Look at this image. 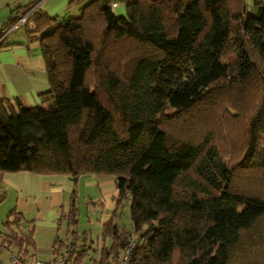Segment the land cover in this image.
I'll return each mask as SVG.
<instances>
[{"label": "trees", "instance_id": "1", "mask_svg": "<svg viewBox=\"0 0 264 264\" xmlns=\"http://www.w3.org/2000/svg\"><path fill=\"white\" fill-rule=\"evenodd\" d=\"M39 1L7 24L29 12L51 101L0 97V172L112 176L96 264L130 238L128 264H264V0H89L63 23ZM75 199L52 258L81 264Z\"/></svg>", "mask_w": 264, "mask_h": 264}, {"label": "crops", "instance_id": "2", "mask_svg": "<svg viewBox=\"0 0 264 264\" xmlns=\"http://www.w3.org/2000/svg\"><path fill=\"white\" fill-rule=\"evenodd\" d=\"M30 1L32 0H0V21L7 22L14 9L25 6ZM88 1L40 0L38 5L50 17L63 23L66 17L78 15ZM110 5L112 10L113 7L120 11L124 9L118 0H110ZM60 14L63 15L61 18ZM32 37L27 39L25 25L19 23L4 38L3 46H0V97L12 103L15 98H19L25 106L38 104L46 107L51 101V94L45 62L39 40ZM0 184L9 186L20 198L26 200L25 205L21 206L23 215L20 213L16 217L18 223L25 221L27 229L17 223V229L11 231L10 238L7 239L8 245L4 248L14 245L16 257L26 263H31L34 258L52 257L53 239L56 236L52 229L59 225L61 205L66 206V197L73 190L72 186L76 188L77 194L79 187L93 188L96 192L95 202H87V210L101 212L97 218L101 225L112 215L117 193L114 178L105 174H83L72 180L64 174H37L24 170L0 172ZM41 241L51 242L52 246L48 248L39 245ZM0 260L3 262L1 258Z\"/></svg>", "mask_w": 264, "mask_h": 264}, {"label": "rangeland", "instance_id": "3", "mask_svg": "<svg viewBox=\"0 0 264 264\" xmlns=\"http://www.w3.org/2000/svg\"><path fill=\"white\" fill-rule=\"evenodd\" d=\"M243 2L246 5V9L251 14L253 15L258 14L257 5L254 3V0H243ZM121 7H124L123 11H120V9L118 8L115 9L113 7V12L116 15L125 14L126 7L124 2H121ZM1 15H2V11L0 10V16ZM59 16L61 18V16L63 15L60 14ZM68 18L69 17H66L65 21ZM235 136L237 137V134L233 133L232 138H234ZM72 188L75 187L72 186ZM78 190L79 193L78 194L76 193V199H75L76 206L79 211L78 223L75 228L78 236L77 245H78V249L82 247L83 245L82 243H85V245L87 246L85 250V254L81 259V264H96L94 259H96V261L99 259V251L104 244V239L101 234L102 225L99 223V221H97V218H99L101 212L98 211V213H93L92 211L91 212L88 211L90 209L87 210V202L91 200L94 201V198L96 197V192L93 191V188L79 187ZM70 193L71 192H68V197L66 198H69ZM25 203L26 200L24 198H20L9 186L5 184H0V251L2 250V252L0 253V258L3 260L5 264H13L11 262L10 257L16 256L17 254L14 245H10L11 247L6 249L4 248L6 245H8L7 239L10 238L9 235L11 234V231L17 229L16 225L19 221L15 222L14 220L16 215L19 216L20 213H22L23 215L22 212L23 210H21V206L23 204L25 205ZM127 206H128L127 202L125 201L124 209L119 212L120 215L117 218V221L120 225H125L126 227H129L130 220H129ZM24 223H18V224L21 225L22 227ZM23 227L27 229L26 225H24ZM52 230H55V235L58 234V236L64 239L65 241L66 222H61L59 223L58 226L55 225V227ZM85 232H86V238L84 239L85 236L83 237V234ZM41 244L48 248L52 246L51 242L44 243L43 241H41L39 242V245ZM105 245H109V240L106 239ZM4 256H6L5 259Z\"/></svg>", "mask_w": 264, "mask_h": 264}, {"label": "built area", "instance_id": "4", "mask_svg": "<svg viewBox=\"0 0 264 264\" xmlns=\"http://www.w3.org/2000/svg\"><path fill=\"white\" fill-rule=\"evenodd\" d=\"M29 12L25 14H19V19L14 23L13 25H8L6 21H0V42L4 40L10 33V31L13 29V27L16 24H23L25 23L26 16L28 15ZM134 246V240L130 238L126 246L124 247L119 264H128V260L132 254V249ZM11 262L13 264H71L69 261V258L66 253H62L58 258L53 259L48 258V259H43V258H34L31 263H26L22 261L21 259L17 258L16 256L11 257ZM0 264H3V262L0 260Z\"/></svg>", "mask_w": 264, "mask_h": 264}]
</instances>
